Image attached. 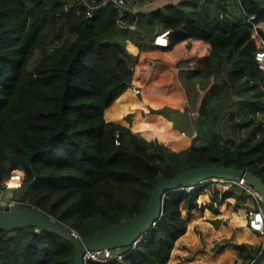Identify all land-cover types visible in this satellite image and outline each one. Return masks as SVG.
I'll use <instances>...</instances> for the list:
<instances>
[{
  "label": "trees",
  "instance_id": "1",
  "mask_svg": "<svg viewBox=\"0 0 264 264\" xmlns=\"http://www.w3.org/2000/svg\"><path fill=\"white\" fill-rule=\"evenodd\" d=\"M160 2L141 26L145 10L119 21L113 1L88 17L79 0H0V181L11 170H22L17 195L82 237L138 214L160 178L191 166L246 168L264 181V68L254 57L252 36L256 27L264 42L258 26L264 21V0H236L234 21L229 0ZM249 14L253 19L245 21ZM157 27L170 29L168 45L148 42L140 44L141 51L180 54L173 62L184 65L175 68L174 77L183 70L204 90L195 113L198 145L187 140L172 149L135 126L134 113L125 119L112 115L123 97L133 94L131 84L140 88L133 94L138 99L147 98L149 86L156 89L161 77L154 68L160 63L129 53L125 40L130 33L146 38L142 30L151 33ZM50 38L54 45L30 69L35 52ZM142 60L146 74L139 70ZM163 100L171 109L186 110L184 101L178 106ZM232 104L237 111L232 108L229 119L237 112L251 127L240 140H222L220 112ZM248 197L214 182L170 191L161 216L129 254L89 264H166L189 218L209 208L217 223L226 210L247 207ZM239 220L246 239L253 241L243 214ZM226 246L248 263L264 257V246L260 253V245L231 237L208 251L215 256ZM73 252L70 241L42 227L0 228V264H74Z\"/></svg>",
  "mask_w": 264,
  "mask_h": 264
},
{
  "label": "water",
  "instance_id": "2",
  "mask_svg": "<svg viewBox=\"0 0 264 264\" xmlns=\"http://www.w3.org/2000/svg\"><path fill=\"white\" fill-rule=\"evenodd\" d=\"M243 178L247 185L258 194L264 209V181L246 168H236L224 164L195 165L178 172L172 178H160L144 208L138 213L123 219L109 227L101 229L86 237H74L69 228L50 217L46 212L36 207L14 205L0 209V228L13 230L22 226H37L45 228L67 239L74 245V264H85L82 252L86 248H116L127 247L157 222L163 210V203L170 191L183 189L203 182H213L216 179ZM4 204V201H0ZM264 264V257L257 263Z\"/></svg>",
  "mask_w": 264,
  "mask_h": 264
},
{
  "label": "rangeland",
  "instance_id": "3",
  "mask_svg": "<svg viewBox=\"0 0 264 264\" xmlns=\"http://www.w3.org/2000/svg\"><path fill=\"white\" fill-rule=\"evenodd\" d=\"M154 2L159 1L156 0ZM235 2L236 0H229V5L231 6L229 15L233 18V21L238 17ZM147 33L148 31H145V34ZM139 38H141V36ZM53 45L54 41L50 38L45 45L35 52L30 61L29 68L31 69L33 67L42 55L43 51L50 49ZM129 49L134 51L135 47L133 45H129ZM178 74V78H175L174 75L172 76V74H170L167 76V79H161L172 82L167 90L159 88L155 89L149 86L146 99H138L133 94L127 93L123 97L121 104L115 107L112 115L115 118L125 119L127 115L134 113V118L131 119V122L134 123L135 126L146 130V134L154 140H157L159 143L166 145L170 144L172 149L185 146L187 144V140L193 142L195 145H198L200 143L201 136H197L198 129L195 122V113L204 90L201 91L199 89V85L195 84V82H190L183 70H180ZM164 75L165 74H162L160 77H165ZM174 79L175 82L173 83ZM176 82H178V85L175 84ZM179 83H181V85ZM164 96L168 99L167 102L169 104L175 103L179 106V103L183 104L184 101L183 106L185 105L186 110L184 109L183 111H180L177 109H171L172 107L170 105H164ZM152 105H155V109L152 108ZM232 108L234 111H237L236 104H232L228 105L220 112V128L218 131V137H221L222 140L229 137H234L236 140H240L243 136H246L249 127H251L241 121L237 112H235L233 120H230L228 113ZM149 112H151V115H146V113ZM214 185L222 187L221 182H214ZM232 190L237 193H241V190L238 188H233ZM247 204L246 208L254 205V201L251 197H248ZM261 241L262 240L260 238V243Z\"/></svg>",
  "mask_w": 264,
  "mask_h": 264
},
{
  "label": "crops",
  "instance_id": "4",
  "mask_svg": "<svg viewBox=\"0 0 264 264\" xmlns=\"http://www.w3.org/2000/svg\"><path fill=\"white\" fill-rule=\"evenodd\" d=\"M158 1L159 2L153 1L152 3H148V6L143 9L145 10L144 12L147 13L143 12L144 14L138 19L141 26H144L149 19L150 16L148 12L156 7V4L161 3V0ZM258 26L264 30V21L259 23ZM131 27L135 28L136 26L133 24ZM142 31L145 32L144 29ZM158 32H160V30L157 27V29L152 30L151 33H147L146 38H139V34L130 33V38L125 40V48L133 55L137 56L138 54H141L143 58L147 56L149 59L155 60L154 62H159L160 64L156 65L154 70L156 73H160V76L165 74V77L160 78L161 80L164 78L167 79L168 74H172L173 76L175 74V68L184 65V61L174 63L173 60L180 56V54L176 53H164L157 49L148 52L141 51L140 44L151 43L150 36H154V34ZM129 45H133L135 50H130ZM146 66L147 62L142 60L139 70L144 71L145 73ZM160 80L157 82L155 86L156 88L168 89L172 84L171 81ZM174 82L175 79L173 83ZM246 209V207H239L226 210V213L221 215L220 220L217 223H214L213 221L217 216L216 213L209 208H205L201 213H197L189 218L186 224V230L175 240L166 264H248V260L240 257L239 251L233 246L224 247L215 256H211L208 251V248L215 242L230 237L233 241L239 243H247L253 246H258L260 244L258 235L254 231L249 230L247 232L248 236L253 238V241L246 239L245 231L242 229L243 226L239 220L242 214L246 219ZM200 248L203 249L200 250Z\"/></svg>",
  "mask_w": 264,
  "mask_h": 264
},
{
  "label": "built area",
  "instance_id": "5",
  "mask_svg": "<svg viewBox=\"0 0 264 264\" xmlns=\"http://www.w3.org/2000/svg\"><path fill=\"white\" fill-rule=\"evenodd\" d=\"M85 6V14L88 17H91L93 11L96 7L100 5L106 4L108 1H113L116 6V11L118 15V20L123 21L126 16L136 17L138 12L145 9L148 6V3H152L153 1H141V0H79ZM67 8V7H66ZM254 14H249L245 17V21H249L253 19ZM170 29H164L154 35L151 40V43L156 46H167L169 43V36ZM252 36L254 37L257 47L254 51V57L259 63L261 68H264V42L262 38L259 36L256 27L253 28ZM258 36V37H257ZM130 90L134 95H138L140 93V88L136 84L130 85ZM114 141L116 144L120 143V134L119 131L116 130L114 134ZM24 180V172L20 169H13L11 170L1 181H0V201H4V204L0 203V209H3L4 206L12 207L14 205L19 206H29L28 203L22 200L21 197L17 195L18 189L22 186ZM213 182H221L222 188L225 189H233L238 188L242 192L251 195V199L254 201V205L247 208L246 210V223L249 228L254 231L259 237H261L260 243V253L264 246V209L261 204V200L259 194L249 185L246 184L243 178L239 180L235 179H216ZM203 182L192 186H185L183 189H194L201 185ZM69 228V227H68ZM69 232L74 237H79L80 235L78 232L73 229L69 228ZM149 231L144 233L141 237L133 241L131 245L127 247H116V248H86L82 252V259L85 264H89V262H111L115 260L123 259L127 254H129L137 244L143 240ZM257 255L249 261L248 264H252Z\"/></svg>",
  "mask_w": 264,
  "mask_h": 264
}]
</instances>
